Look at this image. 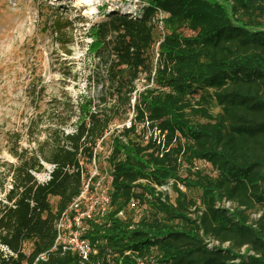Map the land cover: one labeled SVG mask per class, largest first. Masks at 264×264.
I'll return each mask as SVG.
<instances>
[{
  "label": "trees",
  "instance_id": "obj_1",
  "mask_svg": "<svg viewBox=\"0 0 264 264\" xmlns=\"http://www.w3.org/2000/svg\"><path fill=\"white\" fill-rule=\"evenodd\" d=\"M144 1L139 14L90 25L105 80L95 104L65 107L73 131L61 128L71 114L56 111L43 129L28 124L35 149L18 132L7 137L15 162L0 199V264H78L70 251L35 258L53 245L106 138L109 204L85 234L93 261L264 264V0ZM129 112L128 125L110 128ZM43 162L53 167L38 182Z\"/></svg>",
  "mask_w": 264,
  "mask_h": 264
},
{
  "label": "rangeland",
  "instance_id": "obj_2",
  "mask_svg": "<svg viewBox=\"0 0 264 264\" xmlns=\"http://www.w3.org/2000/svg\"><path fill=\"white\" fill-rule=\"evenodd\" d=\"M144 3V0H0V199L3 190L10 186L9 177L4 179L9 163L15 162L7 152L9 134L18 132L21 147L35 149V143H29L25 133L28 124L35 120L36 128L43 129L55 120L52 121L55 118L52 113L56 111L60 116L71 114L61 128L64 132L73 131L76 105L85 99L95 104L105 80L104 65L91 50L90 25L112 12L139 14ZM55 20L60 22L58 28ZM145 82L137 81V88L141 89ZM70 105L73 114L64 110ZM128 114L123 123L116 122L110 128L126 124L131 112ZM44 135L41 132L36 137L41 140ZM108 152L106 138L97 146L95 164L97 172L98 168L103 172L99 184H95L97 190L90 196L84 194L80 211L103 197L102 188L108 185L105 163ZM195 165L210 171L204 162ZM43 166V170L34 172L38 182L47 180L52 168L45 162ZM87 167L92 173V165ZM166 191L172 196L169 188ZM137 213L136 210L135 218ZM29 246L24 243L26 252Z\"/></svg>",
  "mask_w": 264,
  "mask_h": 264
},
{
  "label": "built area",
  "instance_id": "obj_3",
  "mask_svg": "<svg viewBox=\"0 0 264 264\" xmlns=\"http://www.w3.org/2000/svg\"><path fill=\"white\" fill-rule=\"evenodd\" d=\"M159 17L161 18L162 14H160ZM128 124L129 121L127 122V125ZM92 167V173L90 174L89 178L85 180L79 195L76 196L72 200V202L67 206V208L60 213L56 220L55 239L53 245L51 246L48 252L39 254L35 258V261L45 260L48 254L52 252L59 251L63 253L70 251L77 255L78 264H98V262H95L92 259V256L95 255L97 252V248L85 236L88 230L87 219L91 218L94 214H103L107 210L109 204V185L102 188V190H104L102 194L103 197L100 202L90 203L88 207L80 211L79 204L84 199V194L90 196L97 190L95 184H99L98 180L100 179V177L94 183L90 180L93 175L98 174L94 155L92 158ZM109 179L110 177L108 176L107 181H109ZM167 188L168 187L166 186L160 187V189L162 190H166ZM226 204L227 206L229 205L228 203ZM118 215L123 216V213L119 212Z\"/></svg>",
  "mask_w": 264,
  "mask_h": 264
},
{
  "label": "bare ground",
  "instance_id": "obj_4",
  "mask_svg": "<svg viewBox=\"0 0 264 264\" xmlns=\"http://www.w3.org/2000/svg\"><path fill=\"white\" fill-rule=\"evenodd\" d=\"M85 2H88V0H84ZM87 12V11H86Z\"/></svg>",
  "mask_w": 264,
  "mask_h": 264
}]
</instances>
